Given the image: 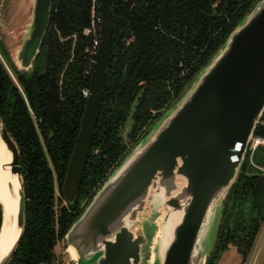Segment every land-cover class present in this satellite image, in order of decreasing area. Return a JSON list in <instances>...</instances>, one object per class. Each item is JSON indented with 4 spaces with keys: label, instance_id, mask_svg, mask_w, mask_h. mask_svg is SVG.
<instances>
[{
    "label": "water",
    "instance_id": "1",
    "mask_svg": "<svg viewBox=\"0 0 264 264\" xmlns=\"http://www.w3.org/2000/svg\"><path fill=\"white\" fill-rule=\"evenodd\" d=\"M54 0H31L9 58L29 73L50 27ZM113 0H100V43L76 144L63 183L78 198L102 109L114 33ZM28 16V20H26ZM0 22V26H1ZM8 49V48H7ZM264 118V0L133 146L98 189L64 241L70 264H208L230 192ZM8 199L0 200V264H10L26 228L20 151L0 116ZM17 178V182L15 181ZM159 234V235H158Z\"/></svg>",
    "mask_w": 264,
    "mask_h": 264
},
{
    "label": "trees",
    "instance_id": "2",
    "mask_svg": "<svg viewBox=\"0 0 264 264\" xmlns=\"http://www.w3.org/2000/svg\"><path fill=\"white\" fill-rule=\"evenodd\" d=\"M258 1L113 0L114 33L101 114L72 205L63 197V183L95 60L85 30L92 25L94 9L102 13L100 0L53 1L50 27L29 73L16 70L0 43L17 79L0 60V116L20 151L26 194L25 233L10 264H54L55 247L98 189ZM129 117L130 148L120 136ZM256 134L264 137V128L259 126ZM81 200L86 201L83 208ZM2 219L0 205V229ZM263 223L264 178L249 166L247 156L208 264H219L231 248L246 263Z\"/></svg>",
    "mask_w": 264,
    "mask_h": 264
},
{
    "label": "rangeland",
    "instance_id": "3",
    "mask_svg": "<svg viewBox=\"0 0 264 264\" xmlns=\"http://www.w3.org/2000/svg\"><path fill=\"white\" fill-rule=\"evenodd\" d=\"M25 6L26 0H0V22L2 24L0 26V43L3 44V47L8 56L9 52L11 54V52L13 51L14 46L16 47L19 45L20 38L18 37L17 29L18 23L20 21V14L24 12ZM28 16L29 15H27L26 20H28ZM0 60L4 64L14 81L17 83L16 76L12 68L10 67L9 61L3 53L1 47ZM131 126L132 118L129 117L120 135L123 142H125L129 148L132 145L128 138ZM256 159L257 162L264 164V147H260L258 149L256 153ZM56 192V196L61 199L62 196L59 189H57ZM60 205L67 206V203L63 200H60ZM85 205L86 201L81 200V202L79 203V207L83 208ZM57 209H60V207H58ZM54 254L56 257L54 264H70L72 261V258L68 252V245L64 240L58 242L57 246L55 247ZM219 264H242V258L235 248H231L227 253L222 256V259L219 261ZM244 264H264V223L261 226L254 247L250 255L248 256L246 263Z\"/></svg>",
    "mask_w": 264,
    "mask_h": 264
},
{
    "label": "built area",
    "instance_id": "4",
    "mask_svg": "<svg viewBox=\"0 0 264 264\" xmlns=\"http://www.w3.org/2000/svg\"><path fill=\"white\" fill-rule=\"evenodd\" d=\"M101 24H102V13H96L95 9L93 12V22L90 27L85 30L87 36L91 37L92 46L88 49L92 55L96 54L100 43V32H101ZM95 60H92V63L95 64ZM84 97H89V90H85L83 92ZM260 126L264 128V118L262 119ZM260 147H264V137L255 134L253 137L249 150H248V162L249 166L259 175L264 178V164L257 162L256 153Z\"/></svg>",
    "mask_w": 264,
    "mask_h": 264
},
{
    "label": "bare ground",
    "instance_id": "5",
    "mask_svg": "<svg viewBox=\"0 0 264 264\" xmlns=\"http://www.w3.org/2000/svg\"><path fill=\"white\" fill-rule=\"evenodd\" d=\"M31 4V0H26V6L24 12L26 13L29 8V5ZM10 160L9 157H7V151L6 148L2 145L0 142V200L5 203L8 199V192L6 189V181L11 177L9 168H5L6 163H8ZM15 181L17 182V178H15ZM159 235V234H158ZM3 245L0 244V254L3 251ZM68 252L72 258V260H76L77 255L75 250L72 247L68 248Z\"/></svg>",
    "mask_w": 264,
    "mask_h": 264
}]
</instances>
